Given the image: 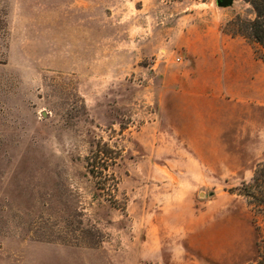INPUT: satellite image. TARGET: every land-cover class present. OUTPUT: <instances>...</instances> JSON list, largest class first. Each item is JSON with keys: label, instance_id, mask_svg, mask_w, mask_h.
Returning a JSON list of instances; mask_svg holds the SVG:
<instances>
[{"label": "rangeland", "instance_id": "obj_1", "mask_svg": "<svg viewBox=\"0 0 264 264\" xmlns=\"http://www.w3.org/2000/svg\"><path fill=\"white\" fill-rule=\"evenodd\" d=\"M253 18L247 0H0V264H264V182L244 194L264 104L215 103L210 147L179 91L191 29L264 60L238 35Z\"/></svg>", "mask_w": 264, "mask_h": 264}, {"label": "crops", "instance_id": "obj_2", "mask_svg": "<svg viewBox=\"0 0 264 264\" xmlns=\"http://www.w3.org/2000/svg\"><path fill=\"white\" fill-rule=\"evenodd\" d=\"M199 29L190 30L186 48L190 71L188 76L179 79V91L183 95L184 113L192 120H189V126H192L189 132L211 134L215 129H210L208 117L213 113L215 103L256 99L264 104V60L256 58L254 48L238 37L222 38L218 34V25L208 32ZM199 114L206 118V123L199 122L205 128L196 129ZM217 133L204 141L208 144L219 140Z\"/></svg>", "mask_w": 264, "mask_h": 264}, {"label": "trees", "instance_id": "obj_3", "mask_svg": "<svg viewBox=\"0 0 264 264\" xmlns=\"http://www.w3.org/2000/svg\"><path fill=\"white\" fill-rule=\"evenodd\" d=\"M251 3L255 10V18L248 19L244 21H239L237 24L239 26L238 35H242L245 38L252 40L254 42L260 43L264 45V0H247ZM240 17V16H239ZM233 35H237L236 33H232ZM258 172L259 175H258ZM264 182V169H260L256 171L253 177V183L248 187V192L244 193L246 195H255L252 194V188L255 186H261V182ZM263 185V184H262Z\"/></svg>", "mask_w": 264, "mask_h": 264}, {"label": "water", "instance_id": "obj_4", "mask_svg": "<svg viewBox=\"0 0 264 264\" xmlns=\"http://www.w3.org/2000/svg\"><path fill=\"white\" fill-rule=\"evenodd\" d=\"M233 2L234 0H217V3L219 4V6H222V7L230 6L233 4Z\"/></svg>", "mask_w": 264, "mask_h": 264}, {"label": "built area", "instance_id": "obj_5", "mask_svg": "<svg viewBox=\"0 0 264 264\" xmlns=\"http://www.w3.org/2000/svg\"><path fill=\"white\" fill-rule=\"evenodd\" d=\"M178 60L180 59V58H177Z\"/></svg>", "mask_w": 264, "mask_h": 264}]
</instances>
